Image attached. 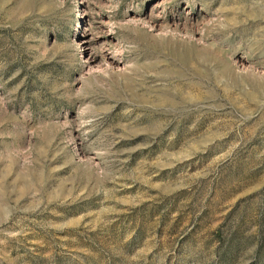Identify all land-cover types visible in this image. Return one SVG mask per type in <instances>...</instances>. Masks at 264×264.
<instances>
[{"label": "rangeland", "instance_id": "374dc122", "mask_svg": "<svg viewBox=\"0 0 264 264\" xmlns=\"http://www.w3.org/2000/svg\"><path fill=\"white\" fill-rule=\"evenodd\" d=\"M0 264H264V0H0Z\"/></svg>", "mask_w": 264, "mask_h": 264}]
</instances>
